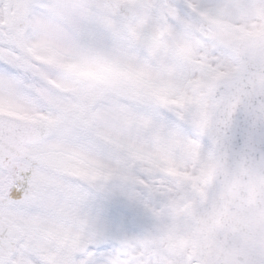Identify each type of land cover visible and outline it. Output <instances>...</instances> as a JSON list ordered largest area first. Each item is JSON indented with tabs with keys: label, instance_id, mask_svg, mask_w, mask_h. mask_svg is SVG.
I'll list each match as a JSON object with an SVG mask.
<instances>
[{
	"label": "snow or ice",
	"instance_id": "obj_1",
	"mask_svg": "<svg viewBox=\"0 0 264 264\" xmlns=\"http://www.w3.org/2000/svg\"><path fill=\"white\" fill-rule=\"evenodd\" d=\"M0 264H264V0H0Z\"/></svg>",
	"mask_w": 264,
	"mask_h": 264
}]
</instances>
